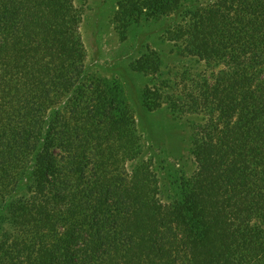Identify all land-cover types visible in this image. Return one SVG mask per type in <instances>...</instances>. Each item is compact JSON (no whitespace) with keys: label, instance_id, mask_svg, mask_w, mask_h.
<instances>
[{"label":"trees","instance_id":"trees-1","mask_svg":"<svg viewBox=\"0 0 264 264\" xmlns=\"http://www.w3.org/2000/svg\"><path fill=\"white\" fill-rule=\"evenodd\" d=\"M221 1L189 13L202 27L188 52L225 58L228 75L202 78L197 98L143 89L148 111L203 114L195 171L159 183L135 162L122 87L85 63L74 1L0 0V264H264V0ZM188 3L118 0L115 28L124 40L140 18ZM136 68L158 72L147 55Z\"/></svg>","mask_w":264,"mask_h":264},{"label":"rangeland","instance_id":"rangeland-1","mask_svg":"<svg viewBox=\"0 0 264 264\" xmlns=\"http://www.w3.org/2000/svg\"><path fill=\"white\" fill-rule=\"evenodd\" d=\"M73 1L82 14L79 31L89 71L104 83L121 86L133 114L140 153L135 162L148 163L159 183L167 177L172 180L188 178L196 169L191 156V126L200 123L203 114L195 116L193 111H186L178 121L164 103L160 108L148 111L142 92L146 86L155 83L170 87L169 90L177 95L192 93L197 98L202 78L211 83L228 75L225 58H213L206 63L188 52L189 34L202 27L200 24L195 26V18L189 13H197L198 9L206 8L207 2L215 0H189L186 12L163 10V14L142 17L127 30L124 40L119 37L113 21L118 0ZM142 55L158 64V72L153 78L136 68ZM186 100L199 103L195 99ZM131 165L130 162L126 164L128 171H131ZM159 183L158 195L165 199L166 194ZM26 193L24 190L23 195Z\"/></svg>","mask_w":264,"mask_h":264}]
</instances>
